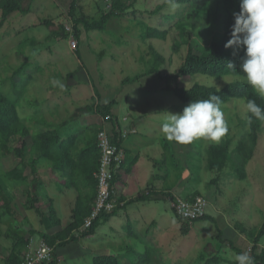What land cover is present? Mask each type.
Segmentation results:
<instances>
[{"label":"rangeland","instance_id":"rangeland-1","mask_svg":"<svg viewBox=\"0 0 264 264\" xmlns=\"http://www.w3.org/2000/svg\"><path fill=\"white\" fill-rule=\"evenodd\" d=\"M72 1L23 0L25 7H31L30 13H14L0 26V91L17 101L20 112L27 118L30 114L40 116L44 112L48 115V112L64 113L65 110L86 108L99 91L106 95L122 91L121 94L129 93V98L123 102L125 107L133 103V107L147 115L149 124L162 125L169 113H181L189 104L173 91L177 85L191 86L198 82L221 88L229 82L245 79L232 74L173 78L190 47V44H183L180 50L175 49V43L180 39L177 23L185 19L195 24L190 41L195 49L203 48L220 30V16L224 11L222 0H196L193 3L138 0L132 9L114 17L105 31H87L81 25L82 33L76 47L71 43V34L75 35L74 22L70 18ZM112 2L78 0L75 14L80 17L84 12L89 18H96L101 8L109 9ZM1 15L0 10V21ZM48 21L52 24L48 25ZM62 25L69 36H52L53 31H59ZM149 26L167 31L166 39L147 37ZM240 50L244 52L243 47ZM154 51L164 58L159 68ZM25 62L29 63L25 71L14 75L15 69ZM154 68L159 69L164 78L149 72ZM137 76L140 79L131 82L136 85H127L130 83L126 81L128 77ZM237 100L222 107L228 132L219 141L198 138L194 151L185 147L175 158L171 159L169 155L167 162L169 183L175 185L172 194L198 192L205 196L209 202L206 213L216 217L223 234L210 220L189 225L179 220L169 197L156 201L149 198L134 202L135 206H140L134 226L137 237L129 236L128 228L121 229L119 247L126 242L137 250L139 257L151 258L160 264H206L214 256L224 258L218 264H236L235 256L239 252L228 240L250 256L264 249V238L255 245L254 238L248 234L264 224V126L253 157L240 168L242 160L238 159L237 147L241 139L248 138L249 128L243 121L248 114L242 103L245 100ZM228 138L233 140V156L228 165L222 171L207 169L204 158L208 145L222 143ZM15 162L12 157L0 156V174L4 176L6 168L14 167ZM13 182L18 191L29 187L27 180ZM26 199L23 196L12 205L13 208L19 207L23 215ZM0 215L3 254L0 255V264H6L12 243L6 241L2 233L8 226L3 222L12 223L15 218H8L3 208H0ZM184 225L190 227L188 232H185ZM71 253L73 255L74 250ZM70 259L73 264H94L91 257L81 262Z\"/></svg>","mask_w":264,"mask_h":264},{"label":"trees","instance_id":"trees-1","mask_svg":"<svg viewBox=\"0 0 264 264\" xmlns=\"http://www.w3.org/2000/svg\"><path fill=\"white\" fill-rule=\"evenodd\" d=\"M138 0H113L110 8L103 10L101 8L99 16L96 18H89L82 12V16L78 17L75 14V11L78 8V0H73L70 8V18L74 22V33L77 39L81 36L82 25L87 31L99 30L105 31L109 22L114 18L123 15L125 12L132 9ZM196 0H168L167 3H193ZM223 3V14L220 16L221 26L220 30L216 33L215 38L210 41V43L203 48L200 47L198 50L192 46L191 43V29L195 28V24L181 19L177 23V28L180 32V39L175 43V49L180 50L183 44H190L189 51L184 58L182 65L180 66L178 72L173 76L176 80H180L183 77L187 76H198V75H209L213 77H221L224 75H236L240 78H245L244 80H237L234 82H229L225 86L211 87L205 84L194 82L191 86L187 85H177L173 88L175 94L184 102L191 103L193 100H202L208 99L210 95H218L222 100V107L228 105L234 99H239L237 102H242L240 99L245 100L247 103L248 100H255V102L264 109V97L259 96L256 91L246 82V77L240 69V64L244 56V52L241 51L242 47L239 48H226L225 44L231 38V26L234 24V15L233 13L240 11V0H222ZM160 9V8H159ZM157 9V10H159ZM0 10L2 11L0 26H2L9 17L14 13L20 14H29L31 7H25L23 0H0ZM223 19V20H222ZM223 21V22H222ZM48 25L52 23L50 21L46 22ZM167 31H162L157 27L149 26L147 28V37L166 39ZM69 36V32L64 25L60 27L59 31H53L52 36L61 38L62 36ZM196 44H198L196 42ZM80 55V50H78ZM155 52V51H154ZM157 67L159 68L160 61H163L164 58L155 52ZM228 62H232L234 67L228 68ZM29 65L28 62L23 63L21 66L15 69L14 75L23 73L26 67ZM151 73H156L159 77L164 78L160 73L159 69L154 68L150 70ZM27 79H30L28 76ZM140 76L137 77H128L127 82H132L139 80ZM16 86V83L14 82ZM244 101V105H246ZM116 102H111L106 105H101L98 102L92 109L100 114L103 118H106V115L112 112L113 106ZM248 112V111H247ZM23 116L20 112V106L17 101L11 99L8 95L0 91V156L3 153L5 157H12L13 159H18L22 163V167H13L8 168L7 172L2 176L0 174V208L4 209L6 215H9L13 218L16 214V210L13 208V202L15 200L14 186L12 181H15L16 178L19 180H28L30 176H34V180L38 181L37 176V162L39 158H50L55 163H63L67 167L66 163H69L72 160L71 155L57 156L54 153L55 148L59 144L60 136L58 132L49 131V132H33L30 126L26 123ZM28 121H33V117L26 118ZM245 121V125L249 128V136L247 139H241L239 141L238 149V159L242 160L240 166L244 167L246 163L253 157L260 134L263 131L264 121L258 120L256 117L252 116L248 112ZM102 127L100 128V130ZM99 130V131H100ZM99 134V132H98ZM198 138L194 139L191 143L181 144L176 142L183 147H188L189 150L194 151L197 148L196 141ZM232 138H228L222 143H211L206 148L205 162L207 169L209 170H219L222 171L232 159ZM62 147V143L58 146ZM99 150L100 147L98 146ZM101 158V150H100ZM74 161V160H73ZM100 168V161L98 166L94 169L96 173ZM92 171V177L93 172ZM76 173V172H75ZM241 175L243 172L241 171ZM117 176V174H116ZM115 176V180H116ZM71 182L76 183L75 175H70ZM114 180V184H115ZM70 183V182H69ZM27 203L25 204L28 209H34L36 213L41 218V223L43 229L41 231L33 230V234H38L43 241L55 247L65 246L71 242H78L82 238L92 235L96 232L97 227L106 221L114 213H102L99 218H97L93 226L85 231H81V227L85 222V219L90 216L94 211V203L98 195V179L97 177L92 184V187L88 191H81V194L78 198V201L73 209V220L72 222L62 228L56 234L51 235L49 230L52 227L62 224V221L53 208L50 212L45 213L41 209V204L38 200V196L31 193V186L27 188ZM155 191L152 189V192ZM165 197H173L172 193H164ZM199 193H195L190 197L182 196L183 198H194ZM151 196L142 194L136 197L134 200L149 199ZM126 206V205H125ZM124 206V207H125ZM120 208L119 210H121ZM0 217H2L0 215ZM179 220L184 222L180 217ZM200 220H210L219 227V223L216 217L205 214L200 217L197 221ZM13 221V220H12ZM186 223V222H185ZM189 225V223H186ZM189 226L184 225L185 232H188L190 229ZM9 232V237L14 238L16 244L11 252L7 255L6 264H14L21 260V251L25 245V237L23 234L16 233L14 230ZM220 233L223 234V231L220 229ZM220 234V235H221ZM249 237L254 238L253 242L258 244V242L264 238V224L261 228H254L249 231ZM231 244V247L242 253V248L237 246L233 241L228 240ZM28 247V246H27ZM149 257L150 254L146 253ZM0 255L2 254V248H0ZM252 260L256 264H264V249L261 252H254L252 254ZM224 260L221 256H214L209 258L206 264L221 263ZM94 264H160L154 263L151 258L144 260L139 257L137 250L131 246L123 247L119 253L115 254H105L100 255L94 258ZM45 264H60L56 259V254L53 261Z\"/></svg>","mask_w":264,"mask_h":264},{"label":"crops","instance_id":"crops-1","mask_svg":"<svg viewBox=\"0 0 264 264\" xmlns=\"http://www.w3.org/2000/svg\"><path fill=\"white\" fill-rule=\"evenodd\" d=\"M88 56L92 58L91 55ZM136 84L135 82L127 85ZM121 92L106 95L99 91L97 97L91 98L90 102L92 103H87L86 108L65 110L64 113H61V111H57L58 113L48 112V115L47 112H44L40 116L30 114L33 121H28L27 117H24L26 123L35 133L58 132L60 136L58 146L62 143V147L57 146L55 148V155L62 156V158L68 155L72 157V160L66 163L67 167L63 163H55L50 158H39L36 165L38 181L34 180V176H30L27 180V186H31V193L38 196L42 211L48 213L54 208L62 221L61 225L52 227L49 230L51 235L58 233L72 222L73 209L81 191L90 190L96 178L94 169L101 160L98 148V132L102 127V116L92 108L98 102L101 105H106L114 101L116 104L113 106L112 111L115 115L119 118L129 116L130 119L125 123V127L135 128L136 130L124 141L125 161L117 171L115 180L117 196L127 202L126 206L121 210L118 209L106 221H102L94 234L84 237L78 242H71L65 246L57 247L55 254L60 264H73V260L70 258L75 259V262H81L84 258L91 257L94 261L97 256L117 254L123 246H129L125 242L119 247L118 237L123 228H128L127 233L129 236L137 237L134 226L139 218L140 206H135L134 202L138 200H132L147 189L155 190L153 191L155 197H151V199L155 201L164 199L167 198L164 193H172V188L175 187L172 182L169 183L170 169L167 168V162L169 155L171 159L175 158L177 154L182 153L185 147L182 146L181 148V145L177 144L176 141L167 139L161 131L162 125L149 124L147 115L142 110L133 107V103L125 107L123 102L129 98H127L129 93L121 94ZM1 157H5L3 153ZM16 162L18 163L16 164ZM16 162L13 165L14 167H22L20 160L16 159ZM188 165L191 166V164ZM7 170L8 168H6L5 173ZM92 171H94V177H92ZM70 175H75L76 183L70 181ZM17 180L16 178L15 182ZM13 186H15L14 182ZM27 190L23 191L20 188L18 191L15 188L13 205L16 204V199L20 201L23 196L28 198ZM173 194L175 193L173 192ZM192 195L183 194L180 196L190 197ZM26 203L27 199L23 203V208L26 211L25 215L19 207L14 206L17 212L13 222L11 223L8 220L3 222L5 226H8L2 233L6 236V241L12 243L10 254L16 244L14 238L8 235L11 232L10 229L23 234L25 237V245L20 255L29 246H37L43 241L38 234L32 233L33 230L41 231L44 228L41 218L34 209H28ZM8 218H10L9 215ZM73 250L75 253L71 255ZM87 250H90V252L87 253Z\"/></svg>","mask_w":264,"mask_h":264},{"label":"clouds","instance_id":"clouds-1","mask_svg":"<svg viewBox=\"0 0 264 264\" xmlns=\"http://www.w3.org/2000/svg\"><path fill=\"white\" fill-rule=\"evenodd\" d=\"M233 15L231 38L225 47L244 48L240 69L246 82L264 97V0H240V11ZM227 67L234 65L228 62ZM246 108L252 116L264 121V109L255 100H248ZM161 131L167 139L181 144L191 143L196 138L219 141L228 132L221 98L212 94L208 99L193 100L181 113H169ZM235 261L236 264H253L247 252L236 254Z\"/></svg>","mask_w":264,"mask_h":264},{"label":"built area","instance_id":"built-area-1","mask_svg":"<svg viewBox=\"0 0 264 264\" xmlns=\"http://www.w3.org/2000/svg\"><path fill=\"white\" fill-rule=\"evenodd\" d=\"M71 43L74 47L77 46L78 39L74 34H71ZM129 119V116L119 118L113 111L102 119V129L98 134V146L101 150L100 168L96 173L98 195L94 203V211L85 219L81 231L91 228L94 221L102 213H114L127 204L126 201L117 196L114 180L117 171L125 161L124 141L136 131L135 128L125 127V123ZM142 194L155 197L151 189L145 190L140 195ZM169 198L175 214L184 222L193 224L207 214L206 209L209 202L203 195H197L190 199L174 194L173 197L169 196ZM54 255L55 247L42 241L37 246H29L21 254V260L14 264H45L53 261Z\"/></svg>","mask_w":264,"mask_h":264}]
</instances>
